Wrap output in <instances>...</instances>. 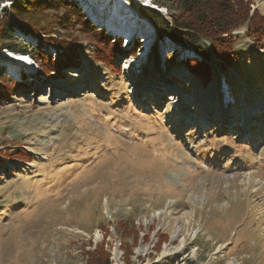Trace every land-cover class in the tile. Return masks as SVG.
<instances>
[{"label": "rangeland", "instance_id": "obj_1", "mask_svg": "<svg viewBox=\"0 0 264 264\" xmlns=\"http://www.w3.org/2000/svg\"><path fill=\"white\" fill-rule=\"evenodd\" d=\"M245 30L231 66L207 62L206 84L156 38L133 67L141 37L113 65L83 41L64 75L29 55L9 71L23 86L1 83L0 152L30 159H0V264H86L98 248L110 264H264V47Z\"/></svg>", "mask_w": 264, "mask_h": 264}, {"label": "trees", "instance_id": "obj_2", "mask_svg": "<svg viewBox=\"0 0 264 264\" xmlns=\"http://www.w3.org/2000/svg\"><path fill=\"white\" fill-rule=\"evenodd\" d=\"M7 1L0 10V51L7 49L29 55L36 63L49 57V63L57 62V68L44 71L40 63L38 68L51 77L64 75L63 68L77 65L78 49L84 47L83 41L92 46L95 60L109 65H113L114 55L127 56L140 45L137 37L124 44L122 36L106 32L89 14L85 15L79 0ZM251 3L250 0H152L155 8L140 5L138 10L142 18L155 26L159 43L169 41L171 50L179 48L181 54L185 53L186 69L206 84L213 76L208 61L223 70L238 59V50L234 48L237 36L232 34L233 30L244 26V34L253 45L264 47V14L252 10ZM160 7L166 9L168 18L158 11ZM175 52L172 51L173 59ZM5 81L16 84L12 95L23 86V82L14 79L0 56V95L9 99L1 87ZM6 157L30 159V152L21 147L1 150L0 159ZM172 262L168 260L167 264ZM86 264H110L109 255L98 248L89 254Z\"/></svg>", "mask_w": 264, "mask_h": 264}, {"label": "bare ground", "instance_id": "obj_3", "mask_svg": "<svg viewBox=\"0 0 264 264\" xmlns=\"http://www.w3.org/2000/svg\"><path fill=\"white\" fill-rule=\"evenodd\" d=\"M107 1L108 0H84V4H83L82 1L79 0L80 4L83 6L85 11L89 14L91 19L95 21L96 24L104 27L106 29V32L112 33L113 35L122 36L126 44H128V42L131 40L133 36H138V34H140L139 37H141L140 39H142L144 47H142V49L139 52L138 60L133 62L134 66L133 65L132 66L137 67V65H141L142 63H144L146 59V55L150 50V46L156 38V33H155L156 31L154 29V26L153 24H151L149 20H146L140 16L139 11L131 6L129 0H112V3ZM134 1H139V0H134ZM143 3L148 4L149 0H143ZM152 7H156V6L152 5ZM106 14L109 15L107 16ZM164 44L167 46L166 48H169L172 45L169 41L164 42ZM4 54H3L5 59L4 62L7 64L8 71H10L12 74L13 73L15 74L17 70L16 67H19L20 65H25L27 67L31 65L29 63L30 61L29 58L25 55L13 54V53H4ZM183 54L185 55V53ZM127 63H129V61ZM143 77H145V74L143 75ZM139 82L142 84L144 83L142 79H140ZM177 90L178 93H180L179 88H177ZM197 95L198 96L204 95L203 96L204 100H202V102L207 101L208 98L207 96H209L207 90H202L199 88ZM176 96L177 93L175 91L174 94H170V98L172 99H174V97ZM223 99L225 100V98ZM209 108L210 110H207V113H211L214 111L213 110L214 105L210 104ZM236 108L237 107L231 108V111L236 110ZM189 109L191 110V108ZM248 111L250 112V114L252 113L250 109H248ZM239 112H241L242 114L244 113L242 111Z\"/></svg>", "mask_w": 264, "mask_h": 264}, {"label": "water", "instance_id": "obj_4", "mask_svg": "<svg viewBox=\"0 0 264 264\" xmlns=\"http://www.w3.org/2000/svg\"><path fill=\"white\" fill-rule=\"evenodd\" d=\"M80 1H82V3L84 4V0H80ZM140 1V0H139ZM143 1V0H142ZM107 2H110V3H112V0H108ZM140 5H143V6H148V4H145V3H141L140 2ZM155 8V7H154ZM159 11H161L160 9H158ZM107 16L109 15V14H106ZM106 15H105V17H106ZM154 26V25H153ZM154 29H155V31H156V28H155V26H154ZM156 33V32H155ZM2 56H4L3 54H2ZM164 59V57L162 56V58H161V61Z\"/></svg>", "mask_w": 264, "mask_h": 264}, {"label": "built area", "instance_id": "obj_5", "mask_svg": "<svg viewBox=\"0 0 264 264\" xmlns=\"http://www.w3.org/2000/svg\"><path fill=\"white\" fill-rule=\"evenodd\" d=\"M82 9H83L85 15L88 17V14L85 12V10H84L83 7H82ZM117 55H119V54H117ZM125 58H126V57H125ZM194 77H196V76H194ZM152 88H158V89H161L160 86H158L157 84L152 85ZM115 264H117L116 260H115Z\"/></svg>", "mask_w": 264, "mask_h": 264}]
</instances>
